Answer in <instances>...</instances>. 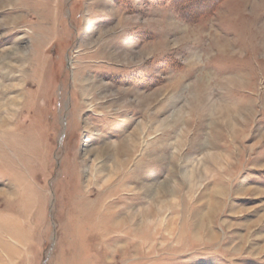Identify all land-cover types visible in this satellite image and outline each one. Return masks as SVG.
<instances>
[{
	"label": "rangeland",
	"instance_id": "1",
	"mask_svg": "<svg viewBox=\"0 0 264 264\" xmlns=\"http://www.w3.org/2000/svg\"><path fill=\"white\" fill-rule=\"evenodd\" d=\"M102 262L264 264V0H0V264Z\"/></svg>",
	"mask_w": 264,
	"mask_h": 264
},
{
	"label": "bare ground",
	"instance_id": "2",
	"mask_svg": "<svg viewBox=\"0 0 264 264\" xmlns=\"http://www.w3.org/2000/svg\"><path fill=\"white\" fill-rule=\"evenodd\" d=\"M23 145V144H22ZM94 218V217H93ZM104 223V222H103ZM103 223H100V226L101 225H104ZM113 225H115L114 223H113ZM89 227V226H88ZM107 228L104 226V227H102V229H100V228H95V230H93L94 231V237H92L93 239L92 240H94V244H97V243H99V242H101L102 244L105 242H116V240H118L117 239V237H113L112 239H103V238H105V236L107 235V231L108 230H106ZM93 231H91V232H93ZM114 232H115V230H114ZM119 241V240H118ZM103 247V246H102ZM92 251H97V250H94V249H92ZM120 250H118L117 252H119ZM117 255H118V253H117ZM81 258V257H80ZM111 260V259H110ZM119 260V259H118ZM84 261V260H83ZM103 261V260H102ZM107 261V260H106ZM82 262V261H81ZM102 264H107L106 262H102Z\"/></svg>",
	"mask_w": 264,
	"mask_h": 264
}]
</instances>
